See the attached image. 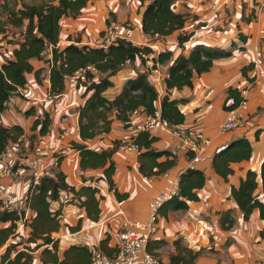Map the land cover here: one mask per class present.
<instances>
[{
  "label": "crops",
  "instance_id": "crops-1",
  "mask_svg": "<svg viewBox=\"0 0 264 264\" xmlns=\"http://www.w3.org/2000/svg\"><path fill=\"white\" fill-rule=\"evenodd\" d=\"M123 2L125 6H122L120 0H90L76 19H61L57 45L62 48L70 43L68 36L80 35L81 45L94 46L99 41L100 32L107 27L106 19L110 24L128 23L132 26L124 33L126 41L137 46L157 45L161 50L172 53L170 62L159 65L162 74L173 60L179 55L186 56L196 44L227 49L234 42L237 47L244 48L242 51L235 49L230 57L215 60L209 72L193 78L191 88L170 90L172 99L185 100L179 105L184 114V123L179 126L196 128L211 139L202 161L192 167L205 174L206 183L198 192L199 200L190 202L187 210L169 212L165 217L158 218L156 232L148 244L149 250L163 264H167L169 255L174 252L173 242L180 238L182 244L192 250L205 249L194 264H264V219H260L258 211L254 210L249 220H243L240 210L230 197V186H237L248 169L258 172L264 159V95L252 90L247 96L248 109L240 125L226 133L218 129L226 115L224 103L228 88L239 92L253 76L252 69L243 75L242 67L252 63L256 51H261L264 55V6L256 16L254 11L258 0L177 1L174 10L189 14L184 27L169 36L156 38L145 35L141 30L144 6L140 1ZM238 33L246 37L245 42L238 39ZM181 34H188L190 37L179 46L177 37ZM13 48L14 46L7 49L6 59L12 57ZM32 64L35 69H43L41 82L36 81L33 73L27 74V95L21 96L15 92L12 94L7 108L0 116V123L4 127L18 125L22 128L20 140L25 154L47 157L48 143L69 148L58 171L65 176L66 183L75 189L90 185L92 179L102 177L103 169L81 171L78 152L69 147L71 142H82L78 132L77 109L84 101V88L65 83V102L64 97L39 102L48 95L49 67L46 56L42 60L32 61ZM145 67L139 60L125 63L110 78L113 85L105 91L104 96L112 99L120 92L127 79L138 72H144ZM147 77L159 95H163L164 77L155 73H148ZM97 79L98 76L95 77ZM30 109H33V114L26 116L24 113ZM43 113L49 115L50 125L48 132L40 136L38 128L33 129V121L34 117H41ZM133 120L140 122L142 116H136ZM152 135L157 137L152 144L155 151H170L176 144L169 133L157 132ZM255 135L257 140L254 139ZM130 137L131 131L114 118L108 134L85 142L88 148L101 151L112 148L113 142L119 141L112 156L115 165L112 176L114 187L109 189L104 181H98L106 190V195L99 201L100 218L97 222H92L87 217L85 209L79 205V198L69 191H60L58 199L50 203L51 211H60V228L53 234V237L58 238L59 257L71 245H85L93 250L104 239H108L105 247L109 254L113 253L118 241L117 233L123 222L119 211H123L131 220H148V204L165 186V178L179 177L190 168L189 157L178 154L175 165L164 175L149 179L143 177L138 170V153L125 151L121 147ZM239 137H245L251 142L252 156L248 161L233 164V174L225 182L213 171L212 157L228 142ZM49 176L53 177L52 174ZM27 189L26 176L0 179V200L11 194L22 195ZM114 191L126 196L117 200ZM227 210L232 212L234 225L230 230L224 231L220 227L219 216ZM33 216L34 212L30 210L26 222H17L16 236L8 243L26 241L30 232L29 222ZM157 241H164L166 244H156ZM227 241L229 243L225 246ZM42 249L40 247L34 252L32 264H41ZM206 249H212L213 252H207ZM3 252L4 247L0 249V257Z\"/></svg>",
  "mask_w": 264,
  "mask_h": 264
},
{
  "label": "trees",
  "instance_id": "trees-1",
  "mask_svg": "<svg viewBox=\"0 0 264 264\" xmlns=\"http://www.w3.org/2000/svg\"><path fill=\"white\" fill-rule=\"evenodd\" d=\"M20 6L10 5L8 0H0V35L5 36L9 31H19L20 39L8 43L14 46L12 57L0 64V116L7 108L5 103L19 87L26 85V75L33 73L36 81L41 82L43 69H35L32 61L42 60L43 52L50 48L52 60L46 61L49 67V95H59L64 92L66 75L76 70L93 66L95 73H85L77 86L84 88V101L78 107V132L82 142H71L70 148L76 150L79 155V168L103 169L100 178L90 182L104 181L109 189H113L112 176L115 171L112 156L119 146V141H114L112 148L108 150L94 151L88 148L85 142L97 136L108 134L114 120H119L125 125L135 110L143 109L147 115L158 111L161 118L172 126L184 123V114L179 105L184 99H172L170 90H180L183 87H192L195 76L209 72L213 62L217 59L230 57L235 49L242 51L243 47H237L231 42L227 49L215 48L203 44H196L184 55H179L167 71L165 91L159 95L156 88L149 82L147 72H138L132 78L127 79L120 92L112 99L104 96L106 90L112 87L110 78L117 74L125 63L139 60L146 66L143 54H148L151 49L148 46H137L125 39H117L107 49L80 44V35L68 36L70 43L60 48L57 46L60 33V21L63 18L76 19L82 9L90 0H56L53 2H41L39 4H27L19 0ZM144 6L141 17V30L150 37H166L184 27L187 15L174 10L177 1L188 0H139ZM106 26L111 25L108 19ZM126 27V25H124ZM127 28V27H126ZM103 31L100 32V36ZM190 35H179L177 43L182 46ZM238 39L246 41V37L238 33ZM172 60L170 51L160 50L152 57V67L164 64ZM252 68V63L242 67L244 75ZM98 79L95 80V77ZM239 99L236 89L228 88L226 99ZM26 116L33 114V109L24 113ZM50 125L49 115L43 113L33 121V129L38 128L40 136L48 132ZM23 130L18 125L4 127L0 123V154L6 145L12 141H20ZM255 135V140H257ZM157 137L147 132L139 133L133 143L137 146L138 170L140 174L149 179L164 175L175 165V157L169 151H155L152 144ZM252 156L251 142L245 137H239L228 142L212 157V168L215 174L225 182L233 174L232 165L248 161ZM44 175L37 186H29L27 189V207L34 212L29 222L30 232L26 241L8 243L16 236L17 222L23 218L22 211H7L2 209L0 200V249L4 252L0 257V264H32L34 252L43 247L40 253L41 264H88L92 251L85 245H71L59 257L57 253L58 238L53 234L60 228V211H51L50 203L59 197L60 191H69L79 198V205L86 211L87 217L92 222L100 218L99 201L102 196L98 190L90 185L81 186L79 189L69 186L65 176L58 171ZM206 183L205 174L198 169L188 168L179 175L178 195L166 201L159 210V215L165 217L169 212L185 211L190 202L199 200L198 192ZM116 199L121 200L126 194L120 195L114 191ZM230 197L236 203L242 214L243 220H249L252 212L257 210L260 219H264V159L261 161L259 171L248 169L240 179L237 186H230ZM219 224L222 230H230L234 225V218L230 210L223 211L219 216ZM108 239L100 241L99 247L107 255L109 250L105 247ZM229 241L226 242L227 246ZM33 244V246H31ZM156 244L164 245V241ZM174 252L169 255L167 264H194L196 259L205 249L192 250L184 246L181 239L173 242ZM148 251L149 248H147ZM213 252L212 249H206ZM151 252V251H150ZM152 253V252H151ZM155 255L154 253H152ZM156 256V255H155Z\"/></svg>",
  "mask_w": 264,
  "mask_h": 264
},
{
  "label": "built area",
  "instance_id": "built-area-1",
  "mask_svg": "<svg viewBox=\"0 0 264 264\" xmlns=\"http://www.w3.org/2000/svg\"><path fill=\"white\" fill-rule=\"evenodd\" d=\"M264 0H258L255 15L262 11ZM127 28L122 24H111L103 30L99 41L94 47L107 49L109 45L117 39H125ZM58 46V45H57ZM151 52L143 54L146 59L145 71L147 73H155L164 78L167 74H162L158 64L152 67V57L156 55L161 48L157 45H148ZM43 57L46 56V61L52 60L50 48L43 52ZM253 76L246 85L239 90V99H226L224 105L226 115L224 120L219 124L218 129L222 133H226L236 129L248 109L247 96L252 90L258 91L264 95V55L261 51H256L252 59ZM95 73V68L91 65L80 68L70 75L64 77L65 83L77 86L80 80L83 79L85 73ZM18 95L26 96L27 90L24 87H19L15 91ZM64 93V92H63ZM47 95L39 102H48L53 99L64 97L65 94ZM65 102V97H64ZM9 100L5 103L7 106ZM136 116H142L140 122L133 120ZM35 119L37 117H34ZM65 119L63 118V121ZM126 128L131 131V137L127 142L121 144V147L128 152H137V146L133 143V139L141 132L154 134L157 132L169 133L176 141L175 146L169 151L172 157L178 154H185L189 157V167L200 163L211 144V139L204 135L200 130L192 127L172 126L166 120L162 119L159 112L156 111L151 115H147L143 109L135 110L130 119L125 122ZM46 149L49 151V156H33L25 154L22 151L20 141L9 142L4 151L0 154V179L24 177L28 178V187L37 186L40 179L44 175L53 174L59 164L67 154L69 148L57 147L48 143ZM179 177L165 178V186L159 190L150 200L148 204L149 218L148 220L135 221L127 218L123 211H119L123 222L117 233V244L111 255H107L99 249H94L88 264H163L159 258L148 251V244L156 232V224L159 216V210L163 204L178 195ZM91 185L98 190V194L105 198L106 190L102 188L98 182H91ZM27 191L22 195L11 194L2 200L1 207L7 211H22L23 218L21 222H26L28 212L27 207Z\"/></svg>",
  "mask_w": 264,
  "mask_h": 264
},
{
  "label": "rangeland",
  "instance_id": "rangeland-1",
  "mask_svg": "<svg viewBox=\"0 0 264 264\" xmlns=\"http://www.w3.org/2000/svg\"><path fill=\"white\" fill-rule=\"evenodd\" d=\"M10 5H15L17 7L20 6V1L19 0H8ZM56 0H24L25 3L27 4H39L41 2H53L55 3ZM120 3H122V6H125L123 0H120ZM185 14L187 15V18L189 17V14L187 12H185ZM122 25H126V27H130L132 25H128V23H119ZM1 36V35H0ZM9 39H12L13 41H15L16 39H20V35H19V31H9L7 32V34H5V36H1L0 38V61H4L6 59V57L8 56V51L7 49H11V47L13 46L11 43L9 44L8 41ZM12 45V46H10ZM160 217V215L158 216Z\"/></svg>",
  "mask_w": 264,
  "mask_h": 264
}]
</instances>
